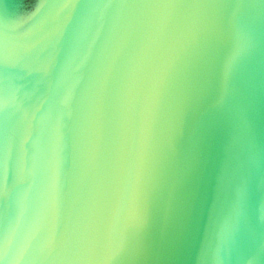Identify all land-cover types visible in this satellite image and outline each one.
<instances>
[{"label":"water","instance_id":"95a60500","mask_svg":"<svg viewBox=\"0 0 264 264\" xmlns=\"http://www.w3.org/2000/svg\"><path fill=\"white\" fill-rule=\"evenodd\" d=\"M0 264H264V0H0Z\"/></svg>","mask_w":264,"mask_h":264},{"label":"snow or ice","instance_id":"6c2138e0","mask_svg":"<svg viewBox=\"0 0 264 264\" xmlns=\"http://www.w3.org/2000/svg\"><path fill=\"white\" fill-rule=\"evenodd\" d=\"M4 242H5L6 244H11V241L8 239L7 236L4 237ZM21 250H22L21 248H18V249L16 250V252H20ZM116 255H119V252L116 253Z\"/></svg>","mask_w":264,"mask_h":264}]
</instances>
